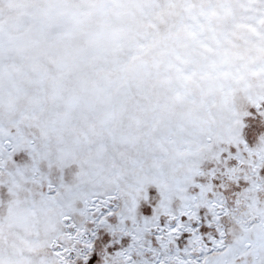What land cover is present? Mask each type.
Masks as SVG:
<instances>
[{
	"label": "rangeland",
	"instance_id": "obj_1",
	"mask_svg": "<svg viewBox=\"0 0 264 264\" xmlns=\"http://www.w3.org/2000/svg\"><path fill=\"white\" fill-rule=\"evenodd\" d=\"M94 252L264 264V0H0V264Z\"/></svg>",
	"mask_w": 264,
	"mask_h": 264
},
{
	"label": "snow or ice",
	"instance_id": "obj_2",
	"mask_svg": "<svg viewBox=\"0 0 264 264\" xmlns=\"http://www.w3.org/2000/svg\"><path fill=\"white\" fill-rule=\"evenodd\" d=\"M246 183V182H245ZM236 187L239 188L240 187V182H237L236 184ZM152 207L151 206H148L147 207V213L146 214H150L152 212ZM182 219L186 220L188 219V217L184 216L182 217ZM210 219V218H209ZM191 227H194L196 228L198 231L201 230L202 228H212L213 225L211 223H205L203 225L199 224L198 222L196 223H193L191 225ZM191 235V231H188L186 233H182L178 238H177V242H183L185 244L188 243V237ZM99 241H102L103 243V246L105 248H111V247H116L115 244L111 243L110 242V238H106V237H99L98 238ZM121 243H123V241H121ZM100 257L97 253H93V255L91 257H89V260H88V264H97V262L99 261Z\"/></svg>",
	"mask_w": 264,
	"mask_h": 264
}]
</instances>
